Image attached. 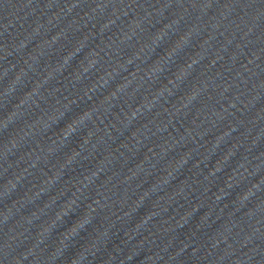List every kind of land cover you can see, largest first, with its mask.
Returning a JSON list of instances; mask_svg holds the SVG:
<instances>
[{
    "label": "water",
    "instance_id": "1",
    "mask_svg": "<svg viewBox=\"0 0 264 264\" xmlns=\"http://www.w3.org/2000/svg\"><path fill=\"white\" fill-rule=\"evenodd\" d=\"M258 7L0 0V264H264Z\"/></svg>",
    "mask_w": 264,
    "mask_h": 264
},
{
    "label": "clouds",
    "instance_id": "2",
    "mask_svg": "<svg viewBox=\"0 0 264 264\" xmlns=\"http://www.w3.org/2000/svg\"><path fill=\"white\" fill-rule=\"evenodd\" d=\"M264 2V0H262ZM250 6V5H241L242 8ZM261 19H264V7H258L255 11V13L250 17V24L255 25L258 23Z\"/></svg>",
    "mask_w": 264,
    "mask_h": 264
}]
</instances>
